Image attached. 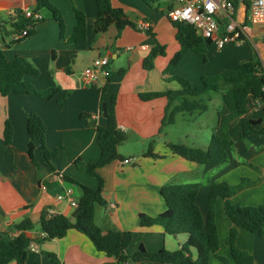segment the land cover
<instances>
[{
  "label": "crops",
  "instance_id": "crops-1",
  "mask_svg": "<svg viewBox=\"0 0 264 264\" xmlns=\"http://www.w3.org/2000/svg\"><path fill=\"white\" fill-rule=\"evenodd\" d=\"M46 1L62 14L66 25L65 39L72 35L76 25V9L85 13L87 35L75 43H65L60 37L59 25L52 13L42 7L45 19L35 26L34 32L28 37L14 42L11 22H15L20 10L23 14L26 7L36 8L38 0H0V41L6 58L11 61L19 56L29 61L38 71L36 76L28 77L36 88L42 90L60 87L62 93L70 92L62 103L56 98L44 100L24 94L0 95V233L17 236L19 231L15 225L29 218L35 224V229L28 233L37 238L43 236L38 222L44 210L52 208L55 213L71 216L75 209L71 201L78 202L83 197L82 188L66 180L64 176L88 186L96 184L95 178L78 169L75 161L79 159L83 165H87L96 161L101 154L97 142V126L105 125L107 118L102 111L100 87L107 78L102 77L97 86H91L84 70L97 57L106 56L109 58L111 77L108 90L117 95V123L127 134V140L119 146V153L123 158L99 169L104 178L103 196L107 203L96 209L95 221L105 232L114 229L134 233L132 243L126 248L127 254L141 249H181L187 240V234L169 235L159 225L141 227L139 215L144 213L157 216L165 211L167 206L161 196V188L165 184L191 183V178L200 171V165L208 167L215 163L218 166L216 159L220 158L216 157L207 164H198L174 154L168 146L169 142L174 141L169 139L166 130L175 123L164 126L161 131L167 98L145 101L140 97L145 92H166L180 88L177 81L170 79L171 74L164 73L170 59L180 49L176 29L167 16V10L174 0L152 3L144 0H111L113 6L123 8L137 26L142 21L151 24L149 30L126 27L118 38L115 25H111L104 33H96V0ZM238 9L239 16L247 12L245 5L238 4ZM245 23L247 28L242 43L228 42L222 49H218L211 42L207 45L206 60L201 54L190 50L174 73L199 82L202 76L219 74L250 60L264 63V25L255 26L248 20ZM158 43L166 46V53L155 59L151 70H146L144 59ZM251 104L252 117L261 118L264 115V101L251 98L249 113ZM222 107L223 115L227 109L224 105ZM31 112L40 115L47 126L48 148L56 150L63 147V151L55 159L57 173L41 162L38 151H35L37 164L29 157L27 116ZM194 114L196 113L190 115ZM7 120L13 129L11 143H7L4 138ZM235 125L238 126L233 124L231 127L235 144L228 150V160L223 162L231 160L230 150H234L235 154L248 156V148H244L246 144L240 139V132L237 136L233 134ZM218 132L219 120L216 127L211 129L210 135ZM150 145L162 157L145 155ZM126 158H131V163L124 164L123 160ZM245 159L249 161L247 157ZM251 161L257 162L264 170L263 160L258 158L255 161L254 158ZM243 164L234 160L222 170L221 178L238 184L239 179L244 176V180L252 182L256 174L254 170L245 169L240 173ZM201 188L197 202L206 216L208 202L205 195L201 204ZM59 195H64L65 198L59 199ZM250 198L264 202V190L251 194ZM223 204V199L216 202L215 221L220 238L218 255L233 264L227 244L230 224L225 218ZM237 245L253 255L255 264H264V236L239 228ZM44 252L54 253L60 264H120L117 258L98 251L86 235L74 229L60 239L34 242L28 249L24 263L17 262L10 255H4L0 264H57L49 260ZM191 253L194 258L197 256L196 249L191 248ZM137 264L169 263L146 260ZM210 264L224 263L214 256Z\"/></svg>",
  "mask_w": 264,
  "mask_h": 264
},
{
  "label": "trees",
  "instance_id": "trees-1",
  "mask_svg": "<svg viewBox=\"0 0 264 264\" xmlns=\"http://www.w3.org/2000/svg\"><path fill=\"white\" fill-rule=\"evenodd\" d=\"M144 1L149 2V0ZM234 1L238 5V0ZM96 4L98 11L95 16V30L97 34L104 33L111 25H115L118 30V38L126 27L138 28L137 23L125 13L124 9L113 6L111 0H96ZM42 7L52 13V17L59 25L60 37L65 43L72 44L86 37L87 24L83 11L75 10L76 25L72 35L65 39L66 25L62 14L46 0H38L34 9H42ZM31 22L32 19L25 17L20 10L17 12L15 22H11V33L14 30L25 28ZM172 23L176 29V39L180 49L170 59L164 73L171 74L170 79L177 81L180 88L166 92H145L141 93L140 97L145 101L159 97L167 98L162 131L164 126L176 122L179 113L193 114L206 111L211 92H220L227 112L223 115L221 112L218 113L219 132L212 134L208 146L206 148L196 147L182 142H169L168 146L174 154L198 164H207L216 157L227 161L228 150L235 144L231 132L233 124H238L240 127L239 137L241 140H246L253 134L264 137V115L259 119L248 116L251 98L264 100V74H260L257 69L261 63L258 60H250L234 69L215 75L202 76L199 82H193L174 72L190 50L201 54L206 60L207 45L211 41L205 40L190 23L184 21ZM33 32L34 29L30 34ZM165 53L166 46L158 43L144 59V68L151 70L155 65V59ZM37 74V69L29 61L19 56L9 61L3 49L0 48V95L24 94L44 100L56 98L59 103H62L64 98L70 94L69 91L62 93L60 87L42 90L36 88L28 80V77ZM106 78L107 81L100 87V92L101 102L105 104L107 110V123L97 126V142L101 149L100 157L87 165H83L79 159L75 161L78 169L95 178L96 184L88 186L72 177L64 176L66 180L78 184L83 191V197L77 202L78 205L73 214L71 216L59 213L50 215L47 210H44L38 222L43 236L38 238L28 233L35 229V224L29 218L15 225L19 231L17 236L0 233V260L4 255H10L17 262L24 263L27 259L28 249L34 242L60 239L74 229L86 235L98 251L109 257L117 258L120 264H137L146 260L169 264H210L214 256L224 264H230L225 257L218 255L220 238L215 221L214 203L218 197H221L224 201V215L230 224L227 244L234 260L233 264H255L253 255L238 247L237 237L239 228L264 236V204L241 206L233 203L231 197L236 193V187L229 185L226 181L212 183L206 216L200 210L197 202L201 188V183L198 182L165 184L161 188V196L167 206L165 211L157 216L144 213L139 215L141 227L159 225L169 235L187 234V240L179 250L170 251L162 248L157 251H147L141 249L135 253L127 254L126 248L134 238L132 231L112 229L105 232L97 225L95 221L96 209L107 203L103 196L104 178L99 169L116 159L123 158L119 153V146L127 140V134L119 128L117 123V95L108 90L111 80L110 73ZM27 131L29 135L27 149L33 163L37 164L35 151H38L41 162L48 166L52 172L57 173L55 159L63 151V147L56 150L48 148L46 144L47 126L40 115L28 113ZM12 134L11 123L7 120L4 130V138L7 143H11ZM145 155L162 157L153 151L152 145L146 150ZM191 248L197 251L195 258L191 253ZM44 254L49 260L60 264L59 258L54 253L44 252Z\"/></svg>",
  "mask_w": 264,
  "mask_h": 264
},
{
  "label": "built area",
  "instance_id": "built-area-1",
  "mask_svg": "<svg viewBox=\"0 0 264 264\" xmlns=\"http://www.w3.org/2000/svg\"><path fill=\"white\" fill-rule=\"evenodd\" d=\"M238 2L247 8V12H243L241 16L234 0H174L167 10V16L171 22L184 21L192 24L205 40H210L218 49H222L228 42L244 41L246 20L255 26L264 25V0H238ZM23 15L31 18L32 22L25 28L12 32L14 42L28 37L35 26L45 19L42 9L26 7ZM138 27L149 30L151 24L142 21ZM2 47L3 43L0 41V48ZM108 65L109 58L100 56L84 70L91 86H97L102 77L106 78L109 75ZM257 69L260 74H264V63H261ZM131 161V158H126L123 163L129 164ZM58 198L63 199L65 196L59 195ZM71 204L74 208L78 205L74 200ZM46 210L50 215L55 214L52 208Z\"/></svg>",
  "mask_w": 264,
  "mask_h": 264
},
{
  "label": "rangeland",
  "instance_id": "rangeland-1",
  "mask_svg": "<svg viewBox=\"0 0 264 264\" xmlns=\"http://www.w3.org/2000/svg\"><path fill=\"white\" fill-rule=\"evenodd\" d=\"M147 3H152L151 0ZM45 13V10H44ZM1 35V34H0ZM6 37V34L4 35ZM1 37V36H0ZM216 52V51H214ZM208 103V109L201 113H196L193 116L188 113H179L177 115V119L174 125L168 126L166 130V134L169 135V139L176 142H182L190 146H196V147H204L205 145H208L210 142V131L214 127H216L218 123V113L221 112V109L223 108V100L222 95L220 92H211L210 94V100ZM253 105L251 104V109L249 113V117L253 118ZM255 119V118H253ZM238 132H240V127L235 125L233 128V134L234 136L238 135ZM245 149L248 148V156H246L248 160H246L245 156L235 154L233 151H229V155L231 157V160L229 162H223L220 159H216L217 162H219L218 166H215V163L212 165H208L206 167L205 165H200V171L195 173V175L191 178V182H198L201 183V204H203V197L206 195L205 200L208 202V196L211 190L212 183L215 182H221L226 181L225 179L221 178L222 170L225 169V167L228 164H231L234 162V160H237L240 163H244L242 169H240V173L245 170H254L255 174L252 182H249L248 180H244L242 176L238 184H234L231 182H228L229 185L236 187V193L231 197V201L233 203L239 204L241 206H257L260 204H264V202H258V200H250V195L255 193H259L264 190V170L260 166H258V163L253 162L251 160L255 161L258 158L261 159V161H264V137H262L259 134H254L248 139L244 140ZM245 157V158H244ZM251 161V162H250ZM255 163V164H254ZM240 165V164H239ZM206 168V170H205ZM249 179V178H245ZM244 180V181H243ZM251 181V180H250ZM246 182V183H245ZM253 187V188H252ZM217 200H221V197H218L214 203V212L216 216V202ZM216 219V218H215Z\"/></svg>",
  "mask_w": 264,
  "mask_h": 264
},
{
  "label": "water",
  "instance_id": "water-1",
  "mask_svg": "<svg viewBox=\"0 0 264 264\" xmlns=\"http://www.w3.org/2000/svg\"><path fill=\"white\" fill-rule=\"evenodd\" d=\"M102 111H103V114L106 116L107 115V110H106V106H105L104 103L102 104Z\"/></svg>",
  "mask_w": 264,
  "mask_h": 264
}]
</instances>
